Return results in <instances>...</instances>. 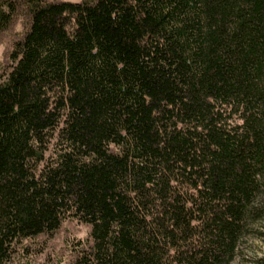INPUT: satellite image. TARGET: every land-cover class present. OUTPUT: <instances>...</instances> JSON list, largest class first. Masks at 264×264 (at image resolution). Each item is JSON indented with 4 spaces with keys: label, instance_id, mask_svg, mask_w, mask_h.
<instances>
[{
    "label": "trees",
    "instance_id": "trees-1",
    "mask_svg": "<svg viewBox=\"0 0 264 264\" xmlns=\"http://www.w3.org/2000/svg\"><path fill=\"white\" fill-rule=\"evenodd\" d=\"M16 23L0 264L65 219L72 264H229L263 208L264 0H0Z\"/></svg>",
    "mask_w": 264,
    "mask_h": 264
},
{
    "label": "rangeland",
    "instance_id": "rangeland-1",
    "mask_svg": "<svg viewBox=\"0 0 264 264\" xmlns=\"http://www.w3.org/2000/svg\"><path fill=\"white\" fill-rule=\"evenodd\" d=\"M20 30V23H16L11 32L0 37V76L8 66L6 49L12 34ZM261 206L262 214L248 222L247 230L239 240L236 253L229 264H259L258 258L264 255V198ZM88 241L87 225L74 219H65L52 234L22 239L14 246L6 264H72L76 248Z\"/></svg>",
    "mask_w": 264,
    "mask_h": 264
}]
</instances>
